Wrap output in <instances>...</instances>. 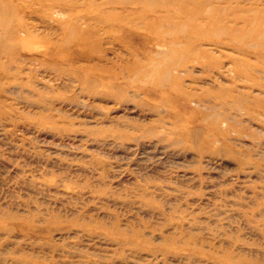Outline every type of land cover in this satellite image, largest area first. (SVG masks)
<instances>
[{
	"label": "rangeland",
	"instance_id": "rangeland-1",
	"mask_svg": "<svg viewBox=\"0 0 264 264\" xmlns=\"http://www.w3.org/2000/svg\"><path fill=\"white\" fill-rule=\"evenodd\" d=\"M0 264H264V0H0Z\"/></svg>",
	"mask_w": 264,
	"mask_h": 264
}]
</instances>
